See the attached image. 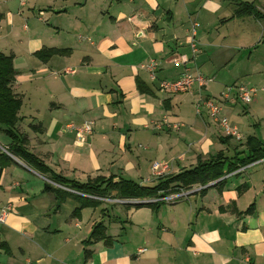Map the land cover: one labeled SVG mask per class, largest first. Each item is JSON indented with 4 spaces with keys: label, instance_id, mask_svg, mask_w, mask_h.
I'll use <instances>...</instances> for the list:
<instances>
[{
    "label": "crops",
    "instance_id": "crops-1",
    "mask_svg": "<svg viewBox=\"0 0 264 264\" xmlns=\"http://www.w3.org/2000/svg\"><path fill=\"white\" fill-rule=\"evenodd\" d=\"M27 2L1 12L0 24L11 36L19 21L31 22V30L21 27L22 53L11 55V88L21 99L16 131L51 173L78 184L100 177L153 188L213 158L225 162L224 171L236 169L219 184L155 206L80 200L46 190L47 175L8 153L0 130V210L11 207L0 222V264H264V158L241 162L247 137L264 142V108L252 106L257 123L238 142L223 136L204 108L195 114V87L162 92L139 68L154 59L159 80H175L186 68L214 78L202 91L211 98L240 77L264 87V0ZM242 3L253 4L258 17L238 13ZM48 50L57 54L37 56ZM182 56L188 62L175 65ZM163 118L182 126L154 128ZM85 122H92L91 134L75 142L65 126ZM152 163L170 165L155 178ZM197 186L170 183L163 191L179 195Z\"/></svg>",
    "mask_w": 264,
    "mask_h": 264
},
{
    "label": "trees",
    "instance_id": "trees-1",
    "mask_svg": "<svg viewBox=\"0 0 264 264\" xmlns=\"http://www.w3.org/2000/svg\"><path fill=\"white\" fill-rule=\"evenodd\" d=\"M238 13L258 17V13L255 11L254 5L251 3H242L241 7L238 9ZM51 54H57V51H41L37 53V56L42 58V56ZM14 79L15 70L13 68L11 56L4 55L0 52V130H2L5 136L10 140L7 151L11 155L23 161L34 171L42 175H47V179L56 185L70 188L79 193L98 197L108 196L111 191H115L120 198H156L167 196V192L163 190L167 189V186L170 183L176 184L180 188H187L195 184L206 185L210 182H216L227 173H230L236 169V167L234 168L233 166L228 165L224 171L223 169L225 162L221 158H213L206 163H201L193 169L186 170L175 176L166 177L165 181L153 188L139 187L137 184L128 180L113 182L111 178L103 179L100 177H96L85 184L68 182L62 177L51 173L41 160L28 152L25 147V137L17 133L16 127L20 120L18 113L21 107V99L12 91L11 87ZM245 144L249 151L248 156L241 160L243 164L264 158V142H260L254 137L249 136L245 139ZM220 182L221 181H217L216 184H219ZM45 188L46 190H54L58 193L62 191L61 193L63 194L73 196L76 199H82V197L79 198L77 197L78 195L75 196L72 193L69 194L68 192L62 190L59 187H55L50 183H47ZM158 203L161 202L148 205L155 206ZM140 206L143 205H138L137 208ZM100 228L101 225L95 226L91 236L99 232Z\"/></svg>",
    "mask_w": 264,
    "mask_h": 264
},
{
    "label": "built area",
    "instance_id": "built-area-1",
    "mask_svg": "<svg viewBox=\"0 0 264 264\" xmlns=\"http://www.w3.org/2000/svg\"><path fill=\"white\" fill-rule=\"evenodd\" d=\"M18 1L21 6L24 4L23 0H18ZM196 26L197 25L194 24L191 28L192 38L190 41V47L193 53L196 52V45L194 41ZM187 62L188 60L185 59L183 56L173 61L175 65H185V63ZM139 68L148 74V77L152 82L157 81L158 87L162 92H167L171 94L192 93L193 88L196 87L197 93H196V99L194 101L195 114L197 116H200L201 115L200 110L201 108H204L207 111V115L210 121L221 130L223 136L228 138H233L238 142L242 141L243 137L240 135L237 129L229 123L228 119L221 115V111L224 105L233 104L236 103L237 101H240L244 104H249L252 101V97L255 96L256 91L253 88L246 89L244 87H236L235 85L227 86L224 88L223 91H221L218 94L216 99H213L211 97L202 94V91L205 90V88H207V86L214 81V78L205 77L197 71H190L188 69H185L182 75L175 80L172 81L159 80L156 77V70L158 68V63L154 59H149L147 62L140 64ZM67 72H72V70H66L65 73ZM261 90L264 91V89ZM181 126L182 124L169 122L166 118H163L161 121L157 123H153V127L156 129H167L171 131H176ZM66 129L69 132L74 133L75 137H77L76 139L78 140V142L85 143L86 137L89 136L92 132V122H85L80 126H75L74 124H68L66 125ZM262 160L263 159H260L255 162H259ZM169 165L170 164L152 163L150 167L151 176L155 178L162 177V175L167 173ZM48 183H50L55 187H59L68 193H72L76 195L78 194V196L90 200L106 201V202H114V203L117 202L119 204L128 205V206H138V205L154 204L157 202H169L172 199L177 198V196L180 197L186 196L190 191L199 192L203 190L207 185H210L214 182H210L206 185H198L196 188L192 190H187V191L181 190L179 195H167L166 197L144 198V199H138V198L112 199L108 196L98 197L94 195L79 193L70 188L56 185L51 181ZM10 210L11 207L9 205L4 206L0 210V222H2L3 217L8 212H10ZM144 251H145L144 249H139L137 253L141 254Z\"/></svg>",
    "mask_w": 264,
    "mask_h": 264
},
{
    "label": "rangeland",
    "instance_id": "rangeland-1",
    "mask_svg": "<svg viewBox=\"0 0 264 264\" xmlns=\"http://www.w3.org/2000/svg\"><path fill=\"white\" fill-rule=\"evenodd\" d=\"M0 1L6 2L5 3L6 5L4 7H2V9H0V14H1V12L6 14L7 11H11V13L17 12L18 6L20 5L18 0H0ZM27 1H30V0H26V5L28 3ZM23 3L25 4V0H23ZM24 4L22 6L21 5L20 6L23 7ZM29 7L30 6L28 5V8ZM28 8L26 6L24 8H22L24 14L27 12ZM30 8L32 9V6ZM40 14L41 13H39V15ZM26 16L28 17V15H26ZM1 19H2V14H1L0 20ZM36 19L37 18H35V20ZM23 25H26V26H24V28L26 27L27 31L32 29L30 21L24 22L22 20L21 22L19 21V23L16 24V27L18 28V32L15 33V30H14L13 34L11 36H8V29L9 28L7 26H5L4 24L3 25L0 24V52L4 53L5 55H8V56H11L12 54H16V53H19V54L22 53V50L25 46L20 45V41H21V43H23L24 37L26 36V34L23 33V31L21 30V27ZM24 32H26V31H24ZM11 58L13 60L12 56H11ZM186 69H188V68H186ZM188 70H190V69H188ZM190 71H192V70H190ZM41 82L43 84H45L44 81H41ZM213 82H216V80L214 79ZM210 84H213V83H210ZM210 84L207 86V88H209ZM256 85L257 84H255V83L250 84L243 77H240L238 80H236V84H235L236 87H244L246 89L253 88L256 91L255 92L256 97L253 96L252 101L249 104H244V103L239 101L236 104V106L234 107L235 110L232 113H230V115L232 117H230V115L227 117L228 121L231 120L232 122L236 123L237 127L239 128L238 132L239 133L242 132V135H247V133H252L251 127L249 128V126L257 123V118H256V116L253 115V113H255L257 110L252 108V106H258V108H261V109L264 108V91L261 90V88H264V87H260L259 85H257V86ZM263 86H264V84H263ZM216 98H213V99H216ZM189 108L191 110L192 106H189ZM192 110H193V108H192ZM251 110H253V112H251ZM200 114H201V110H200ZM206 114H207V111H206ZM229 117H230V119H229ZM231 121H230V124L232 123ZM69 124H73V123H69ZM75 126H78V125H75ZM65 129H66V126H65ZM254 132L256 133V131H254ZM76 138L77 137H75V139ZM242 140H244V137ZM76 141H78V140L76 139L75 142ZM108 197H110L112 199L120 198V197H118V195L115 191H111L110 194L108 195ZM108 203L116 204V205L117 204L123 205V204H119L117 202H115V203L114 202H108ZM124 206H128V205H124ZM133 207H137V206H133Z\"/></svg>",
    "mask_w": 264,
    "mask_h": 264
},
{
    "label": "water",
    "instance_id": "water-1",
    "mask_svg": "<svg viewBox=\"0 0 264 264\" xmlns=\"http://www.w3.org/2000/svg\"><path fill=\"white\" fill-rule=\"evenodd\" d=\"M215 183V182H214ZM214 183H213V185H214ZM212 185V184H211Z\"/></svg>",
    "mask_w": 264,
    "mask_h": 264
}]
</instances>
